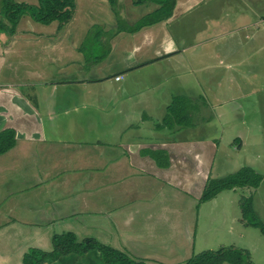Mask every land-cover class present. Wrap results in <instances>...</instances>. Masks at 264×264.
Returning <instances> with one entry per match:
<instances>
[{"label":"crops","instance_id":"1","mask_svg":"<svg viewBox=\"0 0 264 264\" xmlns=\"http://www.w3.org/2000/svg\"><path fill=\"white\" fill-rule=\"evenodd\" d=\"M177 1L172 18L193 0ZM66 26L26 17L18 33L0 34V133L13 129L17 138L15 148L0 156V264H23L32 249L51 252L53 235L64 232L80 241L96 238L147 264H186L194 256L198 220L174 217L173 199L182 193L198 205L217 145L205 138L142 142L134 138L138 130L128 116L135 119L140 110L157 106V99L137 90L154 56L169 69L202 62L180 55L168 31L154 25L147 28L153 30L145 35V48H122V64L110 77L105 61L87 56L81 35ZM158 40L157 52H151ZM173 54L178 55L167 58ZM112 78L116 88L106 86ZM170 79L182 81L177 75ZM106 155L114 160V182L83 183L78 175L97 167L94 157L103 161ZM53 264L106 263L99 252H90Z\"/></svg>","mask_w":264,"mask_h":264},{"label":"rangeland","instance_id":"2","mask_svg":"<svg viewBox=\"0 0 264 264\" xmlns=\"http://www.w3.org/2000/svg\"><path fill=\"white\" fill-rule=\"evenodd\" d=\"M14 1L35 5L38 0ZM75 2L76 12L67 24L70 33L81 35L87 56L98 63L105 61L101 65H106L105 72L110 77L116 75L112 73L122 64L123 47L148 45L144 39L153 29L145 27L141 33L134 30L139 21L155 11L154 4L139 0ZM26 17L29 16L24 15L19 23ZM155 26L168 31L180 55L189 60L198 57L202 63L196 66L190 62L187 70L165 68L164 64L158 65L161 63L154 56L160 40L155 46L154 43L149 46L151 52L156 47V52L151 53L154 62L149 70L141 71L144 75L139 79L141 86L137 90L141 87L158 103L155 108L140 110L135 119L128 116L130 123H134L132 129L138 130L134 138L148 143L212 139L218 148L210 175L212 180L227 177L244 167L259 172L263 181L257 189L224 191L213 201L200 200L196 206V198L180 193L178 198L174 196L172 208L174 217L197 215L193 255L237 248L248 253L251 264H264V234L260 228L246 225L241 207L242 199L252 197L256 218L264 224V0H193L189 8L177 9L172 20ZM62 28L67 30L68 26ZM0 34L5 33L0 30ZM123 39L128 43L123 45ZM144 59L141 57L138 63ZM174 75L182 81L171 80ZM106 86L116 88L114 78ZM176 97L189 101L186 107L189 118L182 126L169 127L170 119L166 121L165 116ZM163 152H159L162 159L166 155ZM92 161L97 167L87 169L78 178L83 183L98 181L100 187L113 183L110 171L113 158L106 155L103 161L100 157Z\"/></svg>","mask_w":264,"mask_h":264},{"label":"trees","instance_id":"3","mask_svg":"<svg viewBox=\"0 0 264 264\" xmlns=\"http://www.w3.org/2000/svg\"><path fill=\"white\" fill-rule=\"evenodd\" d=\"M154 4L155 11L136 24L134 31H140L145 27H151L172 18L177 7V0H139ZM76 12L75 0H38L37 4L30 5L14 0H1L0 2V30L7 35H13L24 15L29 16L34 22L60 27L68 24ZM189 101L185 98H175L168 107L166 121L169 127L182 126L189 118ZM161 127V126H160ZM17 144L16 131L7 129L0 133V156L6 154ZM168 159L162 166H168ZM263 181V176L252 167H244L239 171L219 180L210 179L201 197L206 203L214 200L219 194L228 190L239 188L257 189ZM246 225L260 228L264 234V224L256 218L253 198H244L241 201ZM52 251L45 252L38 249L30 250L23 260V264H53L63 257L75 254L84 256L90 252H99L106 264H147L137 261L129 255L115 248L101 243L96 238H86L82 241L73 232L55 234L52 237ZM186 264H251L250 256L245 250L237 248H223L217 252L207 251L194 255Z\"/></svg>","mask_w":264,"mask_h":264},{"label":"built area","instance_id":"4","mask_svg":"<svg viewBox=\"0 0 264 264\" xmlns=\"http://www.w3.org/2000/svg\"><path fill=\"white\" fill-rule=\"evenodd\" d=\"M119 79V78H118Z\"/></svg>","mask_w":264,"mask_h":264},{"label":"water","instance_id":"5","mask_svg":"<svg viewBox=\"0 0 264 264\" xmlns=\"http://www.w3.org/2000/svg\"><path fill=\"white\" fill-rule=\"evenodd\" d=\"M47 264V263H46Z\"/></svg>","mask_w":264,"mask_h":264}]
</instances>
